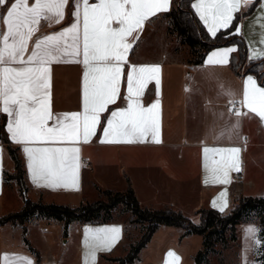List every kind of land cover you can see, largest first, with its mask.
<instances>
[{"label": "crops", "instance_id": "0c3cea01", "mask_svg": "<svg viewBox=\"0 0 264 264\" xmlns=\"http://www.w3.org/2000/svg\"><path fill=\"white\" fill-rule=\"evenodd\" d=\"M11 2L12 0H9V4ZM90 2L94 3L97 0H90ZM194 2L195 0L192 1ZM173 3L174 0H171L170 9ZM247 9L242 7L240 12ZM4 12L5 7H0V15ZM71 12L72 6L69 3L65 9V18L60 24L41 21L38 31L29 42V51L36 39L69 27L74 22ZM164 13H158L144 22L142 31L138 33V40L127 55V60L131 65L160 67L159 97H157L153 81L148 85L142 97V103L148 106L159 99L158 123L161 142H151L150 138L144 143L100 142L103 138L102 126L106 123V117L110 115V111L126 107V102L120 99L115 105L109 106V112L101 114L102 126L97 128L96 135L89 143L27 145L29 147H78L80 167L78 187L75 189H52L34 184L27 166V156L23 151L25 145L13 142L19 147L24 162L28 199L44 204L78 206L90 200V196L96 192L97 187L125 190L131 182L143 207H172L181 210L193 220V216L199 217L197 211L201 208L220 210L223 207L225 211L234 200L242 196H258L252 195L251 191L264 177V122L251 112L239 118L230 114V96L227 93L232 92L237 98H242L248 76H252L258 86L264 87V84L255 73L245 72L244 67L238 71L232 68L231 58L238 52L237 44L213 48L206 55L204 62L199 65H190L186 60L141 55L140 46L149 30L151 20ZM262 15H264V10L261 9L260 0L250 14L242 17L237 26L240 28L238 35L247 44L248 61H253L249 57L264 51V43L261 42L264 40V27L261 26L264 21L260 19ZM2 27L0 24V28ZM205 28L207 29L206 26ZM228 47L237 49L230 54L228 63L219 65L207 62L212 52ZM50 69L51 110L54 113L82 111L83 65L81 63H53ZM125 71H127V66H125ZM121 93L126 94V83L123 80ZM240 110L242 113L247 112L243 106H240ZM8 119L7 117V122ZM237 121L238 128H233L232 126ZM8 135L10 137L9 133ZM205 147L238 148L240 151L236 154L209 153V170L206 172L203 153ZM247 152L250 153L249 159L252 167L249 171L245 167V153ZM225 161L228 164L234 162L239 171L228 169L229 183H216L213 181L212 169H221L218 174L222 175L225 170ZM155 163L163 170L157 172L153 170ZM114 164H116V170H113ZM15 171V162L7 146L0 142V216L18 212L24 208L25 198L17 180L6 178V172L13 174ZM206 177L208 183H205ZM40 183L43 184V181ZM116 183L117 185H114ZM213 201H215V207ZM53 225H58V229L55 230L56 243L59 238L62 240L64 236H67L69 242L63 247V251L67 254L73 247L76 250L75 259L77 258L78 264H85L86 259L87 264H108L111 255L124 240L126 230L125 223L117 219L102 223L74 221L69 224L66 235L64 234V222L60 220H40L36 223L32 221L7 222L0 224V241L3 240L8 244L0 248V254H21L31 258L34 264H59L61 253L52 249L50 256L43 257L31 237L35 229H39L38 231L42 233L52 232ZM113 227L120 228V232L117 234V239L110 245L100 244L95 249L85 247V229ZM182 233L183 229L179 227L161 226L141 251L139 259L133 264H165L166 260L168 264H184L187 260L189 264H192L198 252L195 251V247V249L191 247L194 234L182 238ZM93 235V232L88 233L90 241ZM169 252L174 253L179 259L168 256Z\"/></svg>", "mask_w": 264, "mask_h": 264}, {"label": "snow or ice", "instance_id": "6c2138e0", "mask_svg": "<svg viewBox=\"0 0 264 264\" xmlns=\"http://www.w3.org/2000/svg\"><path fill=\"white\" fill-rule=\"evenodd\" d=\"M71 3L74 22L66 28L35 40L29 51V42L38 31L41 21L60 24L65 9ZM256 0H195L191 7L212 37L221 30H228L240 9L250 8ZM171 0H0L5 7L0 15V113L8 119L6 130L10 140L25 145L31 179L37 186L77 188L80 149L76 146H40L29 144L89 143L102 126L101 114L109 112V106L120 99L126 107L110 111L102 126L101 143H160L158 109L159 99L145 106L142 97L148 85L155 82L159 97L160 67L156 65H131L129 51L138 40L146 20L158 13L168 12ZM264 10V0H261ZM264 21V15L260 18ZM264 27V24L261 25ZM240 28L236 27L239 34ZM264 43V40L261 41ZM228 47L214 51L208 57L209 64L228 63L231 53ZM27 53V55H26ZM264 57V51L249 59ZM70 58V59H69ZM53 63H81L82 111L54 113L50 103V65ZM127 66V71H125ZM122 80L126 94L121 93ZM188 90V89H186ZM229 112L239 118L248 112L256 114L264 122V87L258 86L248 76L242 93L237 98L228 92ZM240 106L247 109L241 112ZM238 121L233 128H238ZM238 148L203 149L205 171L209 170L208 154H236ZM228 169L239 171L235 163L225 161V170L213 168V181L229 183ZM43 181V184L40 182ZM205 183H208L207 177ZM215 207V201H213ZM226 206V204H225ZM223 212L224 208L221 207ZM258 229L249 227L246 233ZM93 232L91 241L88 233ZM120 228L85 229V247L93 249L110 245L117 239ZM256 244L261 241L257 239ZM87 257V253L85 254ZM168 256L176 257L169 252ZM2 264H34L31 258L21 254H0ZM87 264V259L85 260ZM165 264H168L166 260Z\"/></svg>", "mask_w": 264, "mask_h": 264}, {"label": "trees", "instance_id": "16d2710c", "mask_svg": "<svg viewBox=\"0 0 264 264\" xmlns=\"http://www.w3.org/2000/svg\"><path fill=\"white\" fill-rule=\"evenodd\" d=\"M193 0H174L171 9L162 14L169 18L172 31L180 37L183 45L188 47L186 62L190 65L202 64L206 55L215 47L237 44L238 52L232 55L231 65L236 71L243 69L245 72L255 73L264 84V72L258 67L264 59L253 61L247 60V44L238 34L236 27L242 17L250 14L259 4L260 0L247 10L236 15L232 27L228 30H221L214 38L207 31L204 24L199 20L191 7ZM133 54V51H132ZM7 115L0 113V142L4 143L14 162L16 171L13 174L6 172V178L17 180L22 195L25 198V205L21 211L0 216V224L7 222L25 223L33 218L55 219L64 222V234L70 223L79 221L83 223H102L113 219L103 218L105 212H110L119 204H124L139 221L144 222V230L141 238L133 244L125 257L119 259V264H132L139 259L141 251L148 245L154 233L161 226H175L183 229L181 237L190 234H201L203 236L202 248L194 256V264H203L207 255L216 242H222L225 247L230 240H237L236 228L240 224L259 223L260 236L262 238V254L264 255V195L242 196L234 200L232 205L225 211L214 208H201L197 211L199 221L195 222L185 215L181 210L172 207L148 208L143 207L136 195L134 187L129 182L125 190L100 189L106 199H97L92 202H82L78 206L62 204H44L34 202L26 197V170L20 154L19 147L10 140L6 130ZM231 231V237L227 238L226 232ZM27 241V239H26Z\"/></svg>", "mask_w": 264, "mask_h": 264}, {"label": "rangeland", "instance_id": "374dc122", "mask_svg": "<svg viewBox=\"0 0 264 264\" xmlns=\"http://www.w3.org/2000/svg\"><path fill=\"white\" fill-rule=\"evenodd\" d=\"M140 47V54L145 57L158 56L181 61L186 60L189 54L188 47L183 45L178 34L175 31H172L169 18L163 15L155 17L151 20L149 30L146 33ZM258 68L264 72V61L259 63ZM245 154V167L246 170L249 171L252 168L249 159L250 153L247 152ZM157 165L158 164L154 166L153 170H156V172L158 170L162 171L163 169H160L161 166ZM113 170H116V164H114ZM114 185H117V183ZM251 193H253L252 195L258 196L264 195V177L260 179L257 187L254 188ZM97 199H106V195H104L99 188H96V192L90 196V200H86L85 202H92ZM103 218L117 219L125 223L126 230L124 240L119 245L114 254L111 255L109 262H107L108 264H119V259L125 257L131 246L137 243L141 238L145 223L139 221L130 210L126 209L124 204H119L110 212H105ZM40 220L55 219L33 218L31 221L36 223ZM193 220L198 222L199 217L196 216L195 218V216H193ZM58 225H53L51 228L52 232L49 233H42L41 231H38L39 229H35V231H33L31 234L34 245L40 250L39 253H41L43 257L50 256L52 254V249L58 253H61L59 264H78L77 258L75 259L76 250H74L73 247L67 254L63 251V247L67 246L69 242L67 236L63 235L64 239L61 240V238H59L56 243L57 236L55 234V230L58 229ZM249 227H254L259 231L254 234H248L246 233V229ZM260 227L261 226L259 223H246L238 225L236 228L237 240H230L227 247H225L222 242H216L214 247L207 255V260L203 264H264ZM231 234L232 232L230 230L227 231V238H230ZM257 239L261 241L260 244H256L255 241ZM193 240L194 241H192L193 244L191 247H195V251H198L202 248L203 236L201 234H194ZM6 245L8 244H6L3 240L0 241V248ZM184 264H189L188 260L187 263L184 262ZM192 264H194V259L192 260Z\"/></svg>", "mask_w": 264, "mask_h": 264}]
</instances>
